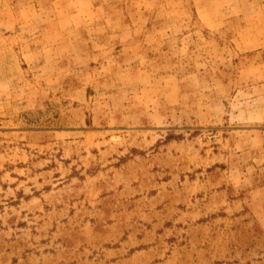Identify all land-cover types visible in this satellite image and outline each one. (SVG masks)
I'll return each mask as SVG.
<instances>
[{
    "label": "rangeland",
    "instance_id": "rangeland-1",
    "mask_svg": "<svg viewBox=\"0 0 264 264\" xmlns=\"http://www.w3.org/2000/svg\"><path fill=\"white\" fill-rule=\"evenodd\" d=\"M0 264H264V0H0Z\"/></svg>",
    "mask_w": 264,
    "mask_h": 264
}]
</instances>
